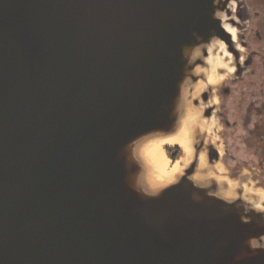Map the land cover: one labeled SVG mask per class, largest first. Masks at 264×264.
Masks as SVG:
<instances>
[{
	"label": "water",
	"instance_id": "water-1",
	"mask_svg": "<svg viewBox=\"0 0 264 264\" xmlns=\"http://www.w3.org/2000/svg\"><path fill=\"white\" fill-rule=\"evenodd\" d=\"M248 23L245 0H0V264H264V188L194 124L221 120L215 73L250 72Z\"/></svg>",
	"mask_w": 264,
	"mask_h": 264
},
{
	"label": "flooded vegetation",
	"instance_id": "flooded-vegetation-1",
	"mask_svg": "<svg viewBox=\"0 0 264 264\" xmlns=\"http://www.w3.org/2000/svg\"><path fill=\"white\" fill-rule=\"evenodd\" d=\"M258 5V4H257ZM250 13V22L247 31V48L251 55L250 72L244 74L241 78L229 81H223L216 88L217 98H220L219 109L221 112V120L228 127L232 126L235 130L239 127V122L244 124L247 129L248 136L252 137V143L256 145L257 153L255 164L258 167L264 166V63H261V53L264 51V19L263 22L254 26L251 24V19L258 17L256 3L248 6ZM264 13V10H263ZM264 17V15H263ZM257 23V22H256ZM263 46H260V45ZM261 58V59H260ZM257 65H260L261 72ZM257 76V77H255ZM255 77L254 79H247ZM233 94V95H232ZM232 95V96H231ZM228 99L231 100L228 105ZM247 100V101H246ZM229 108V115H228ZM231 116L233 121L228 122V117ZM251 124V127L249 125Z\"/></svg>",
	"mask_w": 264,
	"mask_h": 264
},
{
	"label": "rangeland",
	"instance_id": "rangeland-1",
	"mask_svg": "<svg viewBox=\"0 0 264 264\" xmlns=\"http://www.w3.org/2000/svg\"><path fill=\"white\" fill-rule=\"evenodd\" d=\"M246 6H247V13L250 17V13L248 12L249 7L253 3H256L257 11H258V17L251 19V24L254 26L258 25L259 23L263 22V10H264V0H245ZM258 4V5H257ZM250 22V18H249ZM257 22V23H256ZM249 26V23H248ZM247 31L248 27L245 31L244 38L245 41L247 40ZM264 39L261 40V44H263ZM260 45V44H259ZM263 46V45H260ZM264 47V46H263ZM244 52H249V49H244ZM262 58H264V51L261 53ZM261 59V58H260ZM261 63H264V61L261 60ZM259 71L261 72L260 65H257ZM214 73V72H213ZM257 77V76H255ZM255 77H248L247 79H254ZM212 82L215 85H221V83L224 81H229L230 73H227V75L220 76L218 73H215L212 77ZM233 95V94H232ZM231 95V96H232ZM247 101V100H246ZM215 102L219 105L220 98H217V95L215 96ZM231 100L228 99V105H230ZM230 111L228 108V115ZM201 114L199 113L198 116H196L194 124L197 129L205 130L207 131L208 138L213 142H220L219 144V150H220V163L219 167L222 170L230 171L231 169H237L239 171V174L246 175L250 177L251 175H255L256 179L255 181L259 182L263 188H264V166L258 167L255 164L256 160V153L257 148L254 143H252V137L246 138L248 136L247 129L244 126L241 121L239 122V127L237 130L232 128V126H226L222 120L212 119L207 125L199 122V116ZM233 121L232 117H228V122L231 124ZM251 127V124L249 125ZM169 147H162V153L168 160V168L170 169L173 167L174 164L177 163L179 156L184 152L181 147L178 148V152L175 154L174 158H172L173 151L167 150Z\"/></svg>",
	"mask_w": 264,
	"mask_h": 264
},
{
	"label": "bare ground",
	"instance_id": "bare-ground-1",
	"mask_svg": "<svg viewBox=\"0 0 264 264\" xmlns=\"http://www.w3.org/2000/svg\"><path fill=\"white\" fill-rule=\"evenodd\" d=\"M185 128L180 131L176 137L167 138L163 140H156L144 149V156L150 168L149 179L164 183L172 178L174 170L178 167V163L174 164L170 169L168 168V160L162 153V145H177L181 147L184 152L188 151L186 141Z\"/></svg>",
	"mask_w": 264,
	"mask_h": 264
},
{
	"label": "clouds",
	"instance_id": "clouds-1",
	"mask_svg": "<svg viewBox=\"0 0 264 264\" xmlns=\"http://www.w3.org/2000/svg\"><path fill=\"white\" fill-rule=\"evenodd\" d=\"M221 47H223V45H221ZM257 207L259 208V205H257ZM247 245L251 250L264 249V244H256L254 241L247 243Z\"/></svg>",
	"mask_w": 264,
	"mask_h": 264
},
{
	"label": "trees",
	"instance_id": "trees-1",
	"mask_svg": "<svg viewBox=\"0 0 264 264\" xmlns=\"http://www.w3.org/2000/svg\"><path fill=\"white\" fill-rule=\"evenodd\" d=\"M167 150L173 151L172 158H174L175 154L179 151L177 147H169Z\"/></svg>",
	"mask_w": 264,
	"mask_h": 264
}]
</instances>
